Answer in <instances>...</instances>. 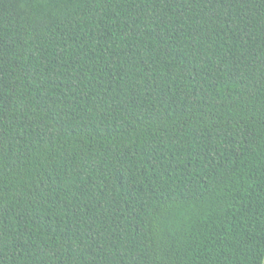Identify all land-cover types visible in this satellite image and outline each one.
Instances as JSON below:
<instances>
[{"label":"trees","instance_id":"16d2710c","mask_svg":"<svg viewBox=\"0 0 264 264\" xmlns=\"http://www.w3.org/2000/svg\"><path fill=\"white\" fill-rule=\"evenodd\" d=\"M263 257L264 0H0V264Z\"/></svg>","mask_w":264,"mask_h":264},{"label":"snow or ice","instance_id":"6c2138e0","mask_svg":"<svg viewBox=\"0 0 264 264\" xmlns=\"http://www.w3.org/2000/svg\"><path fill=\"white\" fill-rule=\"evenodd\" d=\"M50 11H52V12H53V14H54V7H53L52 9H50Z\"/></svg>","mask_w":264,"mask_h":264},{"label":"water","instance_id":"95a60500","mask_svg":"<svg viewBox=\"0 0 264 264\" xmlns=\"http://www.w3.org/2000/svg\"><path fill=\"white\" fill-rule=\"evenodd\" d=\"M262 264H264V257H263V262H262Z\"/></svg>","mask_w":264,"mask_h":264}]
</instances>
